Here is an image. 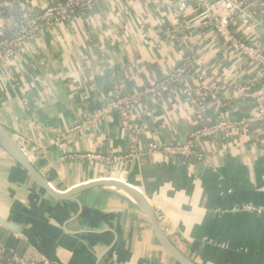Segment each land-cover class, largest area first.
Instances as JSON below:
<instances>
[{"label": "crops", "instance_id": "1", "mask_svg": "<svg viewBox=\"0 0 264 264\" xmlns=\"http://www.w3.org/2000/svg\"><path fill=\"white\" fill-rule=\"evenodd\" d=\"M51 1L19 0L14 6L38 12ZM166 3L99 2L87 19L43 29L9 66L0 64V124L17 135L57 191L119 179L149 199L171 242L196 263L264 264V218L236 211L264 206V123L249 122L262 84L259 67L231 52L212 30L202 35L192 8L174 17ZM244 5L257 13L258 25L236 27L264 51V0ZM187 55L194 59L188 85L200 91L208 118L243 123L231 138L219 136L200 146L207 166L159 154L110 167L62 160L77 152L124 154L128 132L117 115L94 127L87 122L114 87L131 93L154 84ZM132 120L141 128L144 148L149 142L184 141L194 114L179 88L138 105ZM77 199L81 211L55 200L0 148V217L23 226V235L0 226L5 251L41 264H177L124 194L102 187Z\"/></svg>", "mask_w": 264, "mask_h": 264}, {"label": "built area", "instance_id": "2", "mask_svg": "<svg viewBox=\"0 0 264 264\" xmlns=\"http://www.w3.org/2000/svg\"><path fill=\"white\" fill-rule=\"evenodd\" d=\"M19 0H0V64L9 66L10 60L22 49L24 44L33 40L43 29H53L70 24L74 18L87 19L88 11L97 3H110L113 0H53L38 12L18 11L15 3ZM247 0H167L168 11L174 17H180L189 8L199 14V26L212 30L215 36L231 52L242 56L249 65L258 66V77L261 87L254 98L255 113L250 123H264V51L248 42L240 35V26L257 27V13L243 6ZM258 2L261 0H252ZM11 37H5L4 34ZM4 37V38H2ZM194 70L192 55L182 58L180 64L161 76L156 83L148 84L140 89L124 93L114 87L107 101L97 109L87 122L90 127L96 126L99 120L110 115H117L120 125L128 132L127 151L122 155L104 154L99 151L69 153L62 156L68 161H92L106 166H113L123 161H131L140 156L163 155L167 158L179 159L183 163H197L203 167L208 165L200 146L207 140L219 136L231 138L240 130L243 123L222 119L212 121L207 116L204 100L200 91L188 85V75ZM181 88L191 106L194 122L191 131L182 142L159 144L149 142L144 148L140 146L141 128L132 120L135 108L144 101L162 100L169 92ZM239 212H249L264 218V206L244 205ZM0 260L9 264H41L33 258H18L0 247Z\"/></svg>", "mask_w": 264, "mask_h": 264}, {"label": "water", "instance_id": "3", "mask_svg": "<svg viewBox=\"0 0 264 264\" xmlns=\"http://www.w3.org/2000/svg\"><path fill=\"white\" fill-rule=\"evenodd\" d=\"M4 36L11 37V35L7 33L4 34ZM21 146L17 135L11 134L5 126L0 124V148L27 174L33 183L52 198L74 205L81 211L82 204L77 197L84 193L102 187L111 188L120 192L127 196L145 215L159 245L177 264H198L187 254L174 246L168 234L164 231L149 199L140 190L119 179H108L89 182L75 186L66 192H59L50 185L44 174L34 165L33 155L25 153ZM0 226L13 234L23 235V226L6 221L2 217H0Z\"/></svg>", "mask_w": 264, "mask_h": 264}, {"label": "trees", "instance_id": "4", "mask_svg": "<svg viewBox=\"0 0 264 264\" xmlns=\"http://www.w3.org/2000/svg\"><path fill=\"white\" fill-rule=\"evenodd\" d=\"M2 38H4V37H2ZM0 263H3V260H0Z\"/></svg>", "mask_w": 264, "mask_h": 264}]
</instances>
